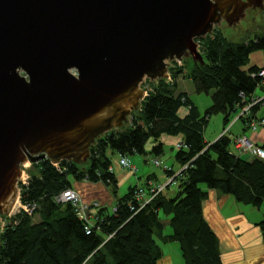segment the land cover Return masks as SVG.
<instances>
[{"label":"trees","instance_id":"16d2710c","mask_svg":"<svg viewBox=\"0 0 264 264\" xmlns=\"http://www.w3.org/2000/svg\"><path fill=\"white\" fill-rule=\"evenodd\" d=\"M198 41L203 63L188 58L183 76L196 92L212 91L205 114L199 115L186 92L177 91L176 78L185 68L183 60L181 65L169 67L172 81L150 82L148 94L122 128L96 139L85 164L66 160L54 164L48 159L32 163L27 184L20 186V200L37 207L31 215L19 211L8 219L0 233V264H158L163 250L154 232L163 230L160 214L169 216L171 229L160 239L178 243L184 264H223L219 239L203 215L207 191L201 185L260 208L264 202V159L232 150L233 138L227 134L231 125L213 141H205L203 132L212 113H223V122L228 124L231 116L256 99L257 87L263 97H258L261 99L246 116L237 119L248 124L264 118V78L251 75L264 66L246 67L253 51L264 53V28L238 41L229 40L216 28ZM181 107L187 108L186 114H179ZM258 108H262L261 116L256 114ZM163 135H178L187 145L176 149L174 155L179 164H187L176 176L175 194L168 195L171 186H167L140 207L133 198L139 185H133L111 210L98 207L89 233L70 203L55 201L62 191L73 188L69 175L79 181H101L116 193L111 154L158 156L163 152ZM149 140L152 145L147 150ZM256 146L264 150V143ZM35 213L40 220H33ZM257 224L264 242V219Z\"/></svg>","mask_w":264,"mask_h":264},{"label":"water","instance_id":"95a60500","mask_svg":"<svg viewBox=\"0 0 264 264\" xmlns=\"http://www.w3.org/2000/svg\"><path fill=\"white\" fill-rule=\"evenodd\" d=\"M246 13L263 15L264 0H0V216L22 164H85L139 108L144 79L203 63L198 40Z\"/></svg>","mask_w":264,"mask_h":264},{"label":"crops","instance_id":"0c3cea01","mask_svg":"<svg viewBox=\"0 0 264 264\" xmlns=\"http://www.w3.org/2000/svg\"><path fill=\"white\" fill-rule=\"evenodd\" d=\"M258 66H264V60H261ZM179 78H180L179 76L176 78V83H178ZM182 80L184 81L186 79L183 78ZM182 91L190 95L187 91L185 90ZM254 97H261V96H258L255 93ZM191 101L194 103L193 100ZM186 113H187V108H186V112L180 115H184ZM261 113H262V108H258L256 111L257 116H261ZM238 114L235 115L234 117L231 116L230 118L231 121L229 125H231V127L229 131L232 129L233 126L235 127V132L232 133V135L230 134V136L234 139L236 136L244 135L255 146L264 143V128L258 127L256 130H252L249 125L250 123L246 124L243 123L241 120L237 119ZM244 127H247V129L244 130ZM166 138H168L167 142L171 146H173L172 145L173 141L176 142L180 140L181 137L178 135L177 136L163 135L161 137V141L163 142V144L166 142ZM204 139L205 141L215 140L213 139V137L207 135L206 132H204ZM232 150L234 151L233 143H232ZM143 161L146 162L147 160L144 159ZM135 162L136 165L134 166L136 167V171L133 172L129 170L126 173H124L119 168V166L121 167V165L119 164L118 161H117L118 165L117 164L115 166L112 165V156H111V171L113 172L116 178L117 188L120 184L122 185L123 183L130 182L131 178L135 179V183L129 184L127 190L129 189V187L133 185L146 186L149 180H153L161 183L166 181L165 173L161 171L160 176H158L155 172L148 174L145 178V181L142 183V180L139 179L138 174L140 172L142 173L145 170V167L142 165V163H140V161H135ZM167 164L175 172L180 171V169L182 168V165L179 164L177 161L175 164L173 163L172 164L167 163ZM104 184H102L101 181L90 182V181L81 180V181L73 182L72 187L76 189V191L80 195L81 201L85 204L97 203L98 205L100 203L99 205H102L101 207H107V205L110 206L111 204V206L113 207L116 204L117 199L123 196L127 192V190L124 194L118 196L117 190L116 193H114L112 188L109 186L111 188L110 190L114 193V195H111V193L109 194V189L103 186ZM174 185L176 186V183L173 184L172 186ZM204 188L207 191V196L202 202V211L204 218L207 220V222L209 223V225L211 226V228L214 230L217 237L219 238V250L221 253V259L223 261V264H264V242L262 240V235L259 226H257L258 221L257 222L253 221L252 223L247 218V216H249L251 213H254L255 210L259 208H256L249 204H243L241 202H237L235 198H233L231 195L222 194L215 189H211L207 187ZM90 212L92 213V216L95 218L96 211H94V209H91ZM93 217H92V221L94 219ZM168 219L169 216H167L166 218L167 223H168ZM219 223L221 224L222 228L217 231L215 227H218ZM163 259H168L170 264H174L172 260L173 258L168 252L166 254V252L163 251L161 260L163 261ZM179 263L184 264L183 259Z\"/></svg>","mask_w":264,"mask_h":264},{"label":"rangeland","instance_id":"374dc122","mask_svg":"<svg viewBox=\"0 0 264 264\" xmlns=\"http://www.w3.org/2000/svg\"><path fill=\"white\" fill-rule=\"evenodd\" d=\"M216 28L217 29H221L223 34L229 40L238 41V40L247 38L250 35L255 34L256 32H258V31H260V30H262L264 28V14L254 18L251 15H249L248 13H246L244 19H242L240 21V23L236 27H228V26H226L223 23L222 25H220L218 27H215V29ZM198 50L201 52L200 44L198 45ZM261 60H264V53L262 51H260V50L253 51L250 54V56H249V60H248V63H247L246 67H248L250 65H253V64L259 65ZM189 62H190V60L188 58L184 59V61H183L184 65H185V68L183 70L184 71L183 74L179 75L180 78L178 79V83H177V91H182V90L187 91L190 94L189 96H190L191 100L194 101V104L196 105V107L198 109L199 115L203 116L205 114V111L211 105V94H212V91H210L208 93H206V92H196L193 89L192 83H191V81L189 79L185 78L186 80H184V81L182 80L184 78L183 75H185L184 73H186V70L188 68ZM174 64L177 65L175 61H173L172 65L174 66ZM181 77H183V78H181ZM172 80H173V78L171 77L170 81H172ZM255 93L258 96H262V91L260 90V87L256 88ZM184 112H186V108L185 107H181V110H180L179 114H183ZM230 121L228 122V124H224V122H223V113H221V112L212 113V114H210L209 119L206 122V126L204 128V132H206L207 135H209L210 137H213V139H215L217 136L222 134L229 127ZM204 132H203V134H204ZM234 132H235V127L233 126L232 129L227 134L228 135H230V134L232 135V133H234ZM167 139L168 138H166V142L163 144V154L160 155V156H154L152 154H147V155L133 154V155L127 156V158L130 160L131 164L136 165L135 161H140V163H142V165L145 167V170L142 173L140 172L138 174V177H139V179L142 180V183L145 181V178H146V176L148 174H151V173L155 172L158 176H160L161 171H163L162 168H160L158 166H155L153 164V162H152L153 158H158L161 161L162 164H164V163L165 164H167V163L175 164L176 163V161L174 160V155H175V152H176V148L174 147V142L175 141H173V143H172L173 146H171L167 142ZM213 139H210V140H213ZM151 145H152V140H149L147 142V144H146V149L149 150ZM111 156H112V165L115 166L117 164V161H118V158H119V154L114 153ZM144 159H146L147 161L144 162L143 161ZM138 165H140V164H138ZM119 168L124 173L129 171L128 169H124V168H122L120 166H119ZM163 173H164V171H163ZM68 178L71 181V183H73L75 181H79V180L74 179L70 175H69ZM134 183H135V179L131 178L130 182L123 183L122 185L120 184L118 186V188H117V195L120 196V195L124 194L126 192V190H127V187L129 186V184H134ZM102 184H104V183L102 182ZM103 186L107 187L109 189V194L111 193V195H114V193L110 190L112 188V186L105 185V184ZM201 186L203 188L205 187V185H201ZM176 187L177 186H175V185L174 186L171 185V187H169L168 195L175 194L174 191H176V189H177ZM107 204H109V203H107ZM101 206L102 205H99V206L93 207L91 209H94V211H96L98 209V207H101ZM18 208H19V203L17 202V204H16V200H15L14 203H13V206H12L13 210H12L11 213L17 212ZM107 208H108V210H111V208H112L111 204H110V206L107 205ZM160 217H161L162 221L164 222V227H163V230H162L161 233H159L157 230H155L154 238L157 241V243L161 246L162 250L164 252H166V254H167V252L170 253V255L173 258L172 260H173L174 264H181V263H179V262L182 261V258H181V252H180L178 243L175 242V241H172V242H168L166 244V243H163V241L160 239L161 235H165V234H168V233L171 232L170 226L166 222L167 216L163 215V214H160ZM247 218L252 223H253V221H255V222L258 221L259 222V221L263 220L264 219V203L261 205V207L259 209H256L254 213H251L249 216H247ZM94 219H93V222H94ZM3 220H4V218L0 217V223H2ZM33 220L34 221L40 220V216H39L38 213L34 214ZM257 226H259V225L257 224ZM221 228H222V226H221L220 223L218 224V227H215V229L217 231L219 229H221ZM177 255H178V258H177ZM161 259H162V256L159 259L158 264H170L168 259H163V261Z\"/></svg>","mask_w":264,"mask_h":264},{"label":"built area","instance_id":"2783aa9c","mask_svg":"<svg viewBox=\"0 0 264 264\" xmlns=\"http://www.w3.org/2000/svg\"><path fill=\"white\" fill-rule=\"evenodd\" d=\"M199 45V41H198ZM177 65H180V61H175ZM173 62H169L168 65V76L166 78L167 81L171 80V75L169 73V67H172ZM176 65L174 64L173 67ZM252 76H258L264 78V69H260L258 72L251 73ZM150 82H152L149 79H144L141 83V87L143 88L144 91V97L148 94V91L151 89ZM262 97V96H261ZM256 99H253L251 102L246 103L239 111L238 116H246L249 111L250 107L257 103L261 98L254 97ZM130 117V116H129ZM258 127H263L264 128V118L260 120H253L250 123V128L252 130H256ZM227 130V129H226ZM225 130V131H226ZM233 146H234V151L236 154L239 155H248L252 157L253 155H256L262 159H264V150L261 148L256 147L246 136L244 135H239L236 136L233 139ZM174 147L176 149H185L187 148V145L184 143L182 140H178L174 143ZM30 166L32 162L28 161ZM119 164L121 165L122 168L128 169L130 171L135 172L136 167L131 164L130 160L127 158L126 155H120ZM153 164L155 166H158L162 168V170L165 173L166 176V181L164 183L161 182H156L153 180H149L147 182L146 186H137L134 190L133 193V198L137 201L140 207L144 206L146 203H149L157 194H159L165 187L173 185L176 183V176L181 172V170L185 169L187 167V164L183 165L180 171L175 172L173 171L170 174V171L172 168L168 165L162 164L161 161L158 158H153L152 160ZM55 164V163H54ZM28 164H22V169L25 170L26 177L21 178L18 180V195L16 198V204L17 202L19 203V208L17 209V212L19 211H24L28 215H31L33 211L36 209L37 205L35 203H27L24 204L20 200V190L22 185H26L28 182V169L30 167ZM55 201L58 203H70L75 210V213L79 219H81L85 223V231L86 233L90 232V228L93 224L92 221V213L90 212L91 208L97 207V203H91V204H85L81 201L79 193L76 191L74 188H67L64 191H62L59 195L55 197ZM13 210V209H12ZM12 212V211H11ZM9 213L7 215H3L0 217H3L4 220L2 223H0V233L2 232L4 226L7 224L8 219L14 215L15 213Z\"/></svg>","mask_w":264,"mask_h":264},{"label":"bare ground","instance_id":"6f19581e","mask_svg":"<svg viewBox=\"0 0 264 264\" xmlns=\"http://www.w3.org/2000/svg\"><path fill=\"white\" fill-rule=\"evenodd\" d=\"M200 40V39H199Z\"/></svg>","mask_w":264,"mask_h":264}]
</instances>
